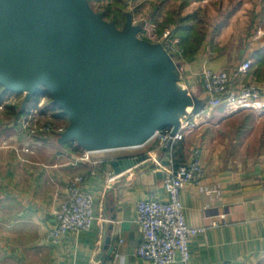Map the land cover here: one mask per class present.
<instances>
[{"label": "crops", "instance_id": "crops-1", "mask_svg": "<svg viewBox=\"0 0 264 264\" xmlns=\"http://www.w3.org/2000/svg\"><path fill=\"white\" fill-rule=\"evenodd\" d=\"M169 1L161 0L163 4ZM176 3L182 8L176 16H192L191 25L198 24L205 36L198 53L182 65L187 79L182 90L191 86L202 102L206 99L204 68L233 74L244 60H253L252 69L239 76L238 83H257L264 97V37L253 42L258 29L264 27V0ZM163 15L168 19L173 14L168 9ZM166 29L175 33L174 25ZM41 101L33 97L26 108ZM15 106L20 112L24 102ZM217 113L226 115L225 122L236 115L225 107ZM236 113L245 117L240 146L245 154L239 159L219 151L209 154L204 145L192 144V137L201 135L202 128L176 149L181 164L191 160L193 149L200 146L206 171L205 191L188 184L181 195L188 225L208 227L190 242L189 264H264V113L253 109ZM40 114L46 117L48 111L40 110ZM22 115H12L13 122L6 124L8 116L0 112V264H151L137 256L143 236L135 222L136 203L150 198L166 202L163 178L153 174L146 163L118 174L113 166L118 155L100 153L86 160L85 150L76 142L63 143L61 133L38 136L33 143L20 126ZM257 131L259 140L253 144L249 136ZM28 145L33 152L22 153ZM155 146L156 142H150L141 152ZM111 175L116 179L111 181ZM76 177L85 178L83 190L95 197L94 228L56 242L47 240L55 226V211ZM221 214L228 215L229 226L211 227Z\"/></svg>", "mask_w": 264, "mask_h": 264}, {"label": "water", "instance_id": "water-1", "mask_svg": "<svg viewBox=\"0 0 264 264\" xmlns=\"http://www.w3.org/2000/svg\"><path fill=\"white\" fill-rule=\"evenodd\" d=\"M140 31H121L86 0H0V86L26 94L24 109L46 87L70 121L63 143L88 152L143 146L162 128L175 133L202 102L177 86L166 51L139 40ZM147 158L113 166L120 174Z\"/></svg>", "mask_w": 264, "mask_h": 264}, {"label": "built area", "instance_id": "built-area-1", "mask_svg": "<svg viewBox=\"0 0 264 264\" xmlns=\"http://www.w3.org/2000/svg\"><path fill=\"white\" fill-rule=\"evenodd\" d=\"M149 26V27H147ZM141 36L150 42L165 43L169 51L182 55L179 48V38L172 29H166L161 36L157 35L155 27L147 25ZM264 37V27H260L253 37V42ZM253 66V60H244L237 66L233 74L227 71H214L204 68L202 72V87L206 99L202 107L195 113L191 109L180 118L178 130L174 133L173 127H165L155 132L150 142L156 146L147 152H137L143 146L126 147L115 150L84 152L83 158L88 160L94 154L107 152H131L119 155V158H139L144 155L148 158L138 166L148 164L153 174H164V187L168 197L166 202L157 199H145L136 203L135 222L142 232V243L137 250V256L144 262L151 264H189L191 260L190 242L200 233H205L208 227L189 226L184 213L181 199L182 191L188 184L204 190L206 171L203 166L202 148L196 146L192 151L191 160L178 163L176 149L188 137L196 133L206 123L214 110L225 107L228 111L239 112L253 109L264 112L263 89L257 83L242 84L239 86L238 77L247 74ZM22 130L34 143L36 137L57 132L54 125L41 120L40 111L35 108H26L19 119ZM64 130L61 129L60 132ZM149 142V143H150ZM22 153H32L30 145L20 150ZM137 153H136V152ZM135 152V153H133ZM167 161L168 165H164ZM99 163V161H94ZM148 167V166H147ZM117 176L111 175L113 181ZM85 178L76 177L67 188L64 201L55 211V226L47 234V240L59 241L70 233L80 234L94 228L96 216L94 213L95 197L83 190ZM228 215L221 214L214 218L211 227L229 226ZM108 264V263H107Z\"/></svg>", "mask_w": 264, "mask_h": 264}, {"label": "rangeland", "instance_id": "rangeland-1", "mask_svg": "<svg viewBox=\"0 0 264 264\" xmlns=\"http://www.w3.org/2000/svg\"><path fill=\"white\" fill-rule=\"evenodd\" d=\"M86 2L93 12L102 14L105 20L110 23H115L117 28L121 31H124L130 24L134 27H140L141 31L137 35V38L139 40H146L148 42H150L149 39H147L145 36L143 37L140 35L141 32H144V29L147 25L154 26L157 35L161 36L163 33L161 34V31L158 30L157 25L161 26L166 19L164 15L162 17V11L166 13L169 9L172 14L176 16L178 10L182 9L180 8V6H178L179 4L176 3V0H170L168 4H163L161 0H86ZM150 43L159 46L161 45L166 51L165 53L163 52V55L166 56L168 63H173L174 68L178 70L179 80H177L175 83L177 84V86H179L180 89H182V85H186L187 79L184 73L185 70L184 68H182L184 61L181 59V56L169 51L165 43ZM191 89L192 87L188 85L185 89L186 96L194 99L196 97L193 95ZM39 91L46 92V95L41 96L40 99L42 101L37 104V106L31 108H35L37 110L39 109V111L47 110L48 114L46 115V117L41 116V120L53 124L57 132H60L61 129H63L65 132L70 124L68 117L64 115L62 109L54 103V99L46 87L40 86ZM0 94L4 98L2 100V103L0 104V112H2V114L3 112H6L8 117L4 118V121L6 122V124H10L13 122L12 120H14V117H12V115L15 114H8L7 107L9 105L15 106V104H23L26 94H17L11 92L7 93L2 89H0ZM47 107H49L50 109H48ZM231 112V114L236 115L231 116L229 120L225 122L224 120L226 118V115L223 113H217V110H214L211 117L207 119L208 121L201 127V135H199V133H196V135L192 137L191 143H195V145L200 144L202 147L204 145L206 149L209 150V154L219 151L220 153L225 154L228 157L239 159L243 154H245L244 149L242 150L240 147L241 141L243 140V138H241V124L245 117L243 118L242 116H237V113L234 111ZM62 114L63 117L60 118L59 116ZM254 118L255 117H253L252 120ZM63 133L61 132V134ZM261 133L263 135L262 130ZM258 136L259 134L257 131V133L254 132L253 134H251L249 136V139L253 142V144H256L259 140ZM141 150L143 149H140L137 152H141ZM130 153L131 152L121 151L107 152L105 154L109 156H119Z\"/></svg>", "mask_w": 264, "mask_h": 264}, {"label": "trees", "instance_id": "trees-1", "mask_svg": "<svg viewBox=\"0 0 264 264\" xmlns=\"http://www.w3.org/2000/svg\"><path fill=\"white\" fill-rule=\"evenodd\" d=\"M185 1V0H184ZM185 3V2H184ZM187 3V2H186ZM192 17V16H191ZM186 17L182 18L181 16L169 15L168 19H166L161 26L157 25L158 30L161 31V34L164 32L166 28L169 26H175V36L179 38V48L182 50L181 59L183 61H191L194 56L198 53L202 43L204 42L205 36L198 30V24L191 25L193 18ZM0 89H3L4 92L9 93L4 89L3 86H0ZM12 93V92H11ZM46 92L37 91L34 96V101L38 102L41 96H45ZM3 96L0 95V103H2ZM9 110H13L16 116L22 115L25 112V109L20 110L18 112V107L9 106L7 107ZM63 117V114L59 116Z\"/></svg>", "mask_w": 264, "mask_h": 264}, {"label": "bare ground", "instance_id": "bare-ground-1", "mask_svg": "<svg viewBox=\"0 0 264 264\" xmlns=\"http://www.w3.org/2000/svg\"><path fill=\"white\" fill-rule=\"evenodd\" d=\"M165 71H168V69H165ZM188 111H189V109H188Z\"/></svg>", "mask_w": 264, "mask_h": 264}]
</instances>
